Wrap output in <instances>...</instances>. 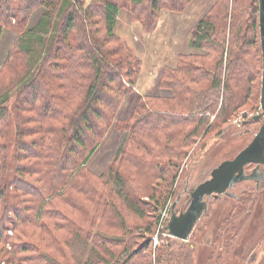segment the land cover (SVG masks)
<instances>
[{
	"label": "trees",
	"instance_id": "obj_1",
	"mask_svg": "<svg viewBox=\"0 0 264 264\" xmlns=\"http://www.w3.org/2000/svg\"><path fill=\"white\" fill-rule=\"evenodd\" d=\"M86 2L0 0V36L15 20L25 41L18 51L26 56L10 182L7 62L0 70V257L8 254L6 264H82L73 249L76 237L98 250L85 264H155L158 251L138 257L132 251L135 232H155L189 148L203 133L230 124L250 98L260 107L259 0H254V10L251 0H217L190 40L192 47L206 52L182 55L176 66L166 68L161 85L173 94L140 97L138 112L127 119L117 114L139 69L137 63L133 68L131 53H123L114 31L120 0ZM131 2L153 21L166 1ZM171 2L180 6L183 0ZM39 8V19L29 25ZM34 41L49 44L31 72ZM156 101L162 107L156 108ZM112 126L129 135L115 159L121 163L113 169L115 188L108 190L88 160ZM254 182L261 187L262 182ZM8 184L14 188L12 203ZM226 196L241 199L237 193ZM126 210L144 223H130ZM151 241L146 238L140 251Z\"/></svg>",
	"mask_w": 264,
	"mask_h": 264
},
{
	"label": "rangeland",
	"instance_id": "obj_2",
	"mask_svg": "<svg viewBox=\"0 0 264 264\" xmlns=\"http://www.w3.org/2000/svg\"><path fill=\"white\" fill-rule=\"evenodd\" d=\"M13 1L15 4L19 2ZM90 1L87 0L86 4ZM165 1L157 18L152 21L149 20L148 13L137 8L131 0H120L121 7L114 31L125 48L123 53H131L132 66L135 68L134 65L137 63L139 70L135 74L132 90L127 93L121 104L117 118L127 119L136 115L140 97L171 96L173 90L161 85V81L167 79L166 68L176 66L182 55L206 52L192 47L190 40L197 22L213 9L217 0H183L180 6L174 5L171 0ZM251 2L254 10L255 2L254 0ZM147 6L146 3L144 7ZM42 11L43 8L37 9L28 24H34ZM22 29L14 20L9 27L4 28L0 36V70L7 62L8 72L3 71L7 72L10 79L9 100L6 102L9 182L14 174L16 103L22 86L21 76L26 68L24 65L26 56L18 51L19 45L25 42L21 34ZM34 42L36 54L30 61L31 72H34L35 67L48 52L49 44L48 41L47 44ZM156 102V108L162 107L160 101ZM256 105L258 104L253 98H250L237 110L230 124L227 123L207 134L203 133L189 148V153L180 167L175 192L161 210V219L155 232L148 234L144 229H136V242L132 251H135L137 257L156 250L159 257L155 264H264V177L261 187H255V182L250 181L233 189L235 193L241 195L240 200L227 197L226 194L219 199L209 197V209L195 226L189 240L172 236L165 224L174 211L179 213V210L188 207L191 190L209 178L214 167L226 159L233 158L252 140L257 130L255 125L260 123L252 122L251 119L260 108H256ZM27 108L33 113L32 107ZM215 116L216 113L211 120ZM244 120H248L249 124L244 126ZM128 135L126 129L112 126L88 160V167L93 173L102 176L108 190L115 188L113 169L121 166L120 160L115 159L121 147L127 144ZM2 143L4 144L3 141ZM13 192V185L8 184L9 203L13 202ZM9 213L12 215L11 209ZM124 214L130 223L141 225L145 221L128 210ZM9 233L12 234V230H9ZM157 233L158 242L154 239ZM128 237V234L123 236L126 240ZM146 238L152 241L148 248L140 251ZM73 249L82 264H85L88 256L95 259L98 251L83 237L74 239ZM7 255L6 253L0 257V264H6ZM141 264H146V261Z\"/></svg>",
	"mask_w": 264,
	"mask_h": 264
},
{
	"label": "water",
	"instance_id": "obj_3",
	"mask_svg": "<svg viewBox=\"0 0 264 264\" xmlns=\"http://www.w3.org/2000/svg\"><path fill=\"white\" fill-rule=\"evenodd\" d=\"M260 39L262 48L261 110L254 115L257 120L264 116V0H259ZM255 164L252 171L246 167ZM264 177V120L252 140L233 158L222 161L214 167L209 178L200 182L191 192L188 207L173 212L167 228L177 238L188 240L198 220L208 210V198L227 194L234 197L230 190L244 180H255L259 185Z\"/></svg>",
	"mask_w": 264,
	"mask_h": 264
},
{
	"label": "flooded vegetation",
	"instance_id": "obj_4",
	"mask_svg": "<svg viewBox=\"0 0 264 264\" xmlns=\"http://www.w3.org/2000/svg\"><path fill=\"white\" fill-rule=\"evenodd\" d=\"M263 120H264V116L261 117V118H259V119H257L256 121H259V122H260L259 124L261 125V123L263 122ZM259 124H258V125H259ZM258 125H257V124L255 125V127H256L257 130L259 129ZM257 130H256V132H257ZM256 132H255V133H256ZM254 166H255V164H250V165H248V166L246 167L247 171H248V169H252ZM246 181H255V180H244V181H242V182H246ZM239 183H241V182H239ZM239 183L235 184L234 187L230 189L234 194H235V192L233 191V189H235ZM222 195H224V194H222ZM222 195H220V196H222ZM226 195H227V194H226ZM218 197H219V196H218ZM173 206H174V207L176 206V202H174ZM208 206H209V198H208ZM208 209H209V208H208ZM179 211L181 212V211H183V209H182V210H179ZM171 215H172V214H171ZM196 225H197V224H196ZM194 228H195V227H194Z\"/></svg>",
	"mask_w": 264,
	"mask_h": 264
},
{
	"label": "bare ground",
	"instance_id": "obj_5",
	"mask_svg": "<svg viewBox=\"0 0 264 264\" xmlns=\"http://www.w3.org/2000/svg\"><path fill=\"white\" fill-rule=\"evenodd\" d=\"M242 184H246V182H241V183H239L237 186H240V185H242ZM203 216H204V214L202 215V217H203ZM202 217H201V218H202ZM201 218H200V219H201ZM200 219H199V220H200ZM199 220H198V222H199ZM198 222H197V223H198ZM195 226H196V225H195ZM193 230H194V229H193ZM192 233H193V231H192ZM189 238H190V237H189ZM189 238H188V240H189Z\"/></svg>",
	"mask_w": 264,
	"mask_h": 264
},
{
	"label": "built area",
	"instance_id": "obj_6",
	"mask_svg": "<svg viewBox=\"0 0 264 264\" xmlns=\"http://www.w3.org/2000/svg\"><path fill=\"white\" fill-rule=\"evenodd\" d=\"M165 224H167V223H165ZM159 234L157 233V235L156 236H154V239H155V241L156 242H158L159 241V236H158Z\"/></svg>",
	"mask_w": 264,
	"mask_h": 264
}]
</instances>
